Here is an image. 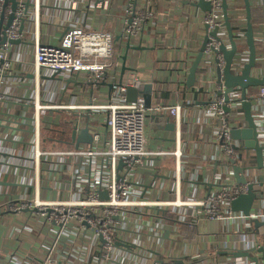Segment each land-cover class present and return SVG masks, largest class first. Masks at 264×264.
Returning a JSON list of instances; mask_svg holds the SVG:
<instances>
[{
  "label": "built area",
  "instance_id": "built-area-1",
  "mask_svg": "<svg viewBox=\"0 0 264 264\" xmlns=\"http://www.w3.org/2000/svg\"><path fill=\"white\" fill-rule=\"evenodd\" d=\"M15 1L13 20L4 33L7 41L21 43L5 42L0 46V131L4 134L0 137V168L15 169L10 181L2 179L4 171L0 169V183H8L14 191L5 193L7 201L0 205V210L1 216H10L13 220L14 238L35 243H21L12 258L0 257V264H139L140 261L146 264L150 258L156 260L154 264H196V255L170 256L168 250L157 251L148 257L153 252V243L139 242L146 230L152 237L171 232L164 227L160 214L169 222H183L189 215L196 216L195 212L181 215L177 210H171L182 207L199 209L197 215H203L208 221L240 226L239 240L235 246L231 244L222 248L227 257L216 259L215 264H255L249 258L231 256L252 248L256 252H251L250 256L264 264V252H258L261 246L257 243L261 235L259 229L264 225L257 228L256 233L251 230L254 221L264 223V169L249 168L241 174L245 182L236 183L233 168L239 166L242 144L231 139L230 131L245 127L246 122L239 102L228 104L234 110L225 112L224 97L218 94L224 90L214 83L213 88L208 85L210 81L214 82L215 60L219 68L224 66L222 55L215 53L221 43L227 42L221 0H204L210 10L202 11L198 23L188 32L189 47L201 46L203 39L208 38L200 64V67H209L208 71L196 75L193 90L187 88L184 93L181 88L180 93L186 96V100L181 102L179 98L171 106L154 105L159 93L152 83L139 77L136 67H128L125 63L126 69L122 72L123 57L127 61L132 49L146 48L142 47L143 30L153 25V0H126L124 21L118 34L95 30L86 18H82V21L68 25L57 45L44 43L41 38L39 14L43 6L40 0H30L32 6L28 8V0ZM193 1L197 3L199 0ZM229 2L233 4H229L232 9L236 7L235 0ZM4 3L5 0H0L2 28L12 14L11 3ZM90 6L103 10L107 9L108 2L96 6L91 3ZM204 26L208 27V32ZM214 31L216 34L212 37ZM234 33L237 38L243 34L237 28ZM196 55L176 69L181 85L185 86L188 69ZM240 65V61L235 63L237 69ZM57 72L59 79H71L72 82L74 75L87 74V82L92 87L89 101L79 104L76 96L68 103L55 99L53 95L68 86L61 80H53ZM46 80L51 84L45 85ZM56 81L60 83L58 91L52 89ZM145 84L153 85L152 107H146L142 95L134 103H128L126 88L141 91ZM194 93L197 94L195 98ZM252 94L255 107L252 117L259 145L264 147V86ZM238 97L236 91L231 99ZM198 102H207L201 116L212 134L205 142L218 147L214 158L217 187L210 189L204 199L182 200L179 197L183 179L180 166L183 157L180 146L182 118L192 109L185 105L194 108ZM17 105L27 109L13 113L10 107ZM57 112L84 116L83 122H78L77 126L88 128L93 143L80 145L70 152L41 151L39 138L50 125L65 127ZM53 114L59 120L53 119ZM97 115L102 116L103 123L95 126L103 130L90 129L89 123ZM149 115L160 118L167 115L165 117L174 124V148L149 146L146 136ZM8 142L14 145L13 149L3 147L2 144ZM168 157H173L177 163L174 175L177 198L163 202L151 197L157 190L155 183L149 186L139 184L138 170L146 161ZM250 187L262 197L254 201L249 215L245 216L233 211L232 202L247 194ZM61 191L67 195L52 196V192ZM169 207V210L163 209ZM38 228L45 231L35 233Z\"/></svg>",
  "mask_w": 264,
  "mask_h": 264
},
{
  "label": "crops",
  "instance_id": "crops-1",
  "mask_svg": "<svg viewBox=\"0 0 264 264\" xmlns=\"http://www.w3.org/2000/svg\"><path fill=\"white\" fill-rule=\"evenodd\" d=\"M106 1L108 2L107 9H94L90 6L91 3L96 6L104 4ZM153 1V25L151 28H144L143 30L144 43L142 47L146 48H141L140 51L132 49L127 57L126 65L131 68L136 67L139 71V77L154 85L155 91L159 93L154 100V105L171 106L176 104L179 98L181 102L184 100V96L180 93L182 88L180 86L183 85L178 80L179 73L177 77L178 71L176 69L184 63L183 59L186 58L187 47H189L188 32L194 24L198 23L202 10L194 6L195 1L193 0ZM40 3L43 6L39 14L41 38L44 43L47 41L50 45H57L68 25L71 22L82 21V18H86L95 30H109L118 34L124 21L123 10L126 0H40ZM229 4L233 5L230 2ZM251 4L258 7L257 0H252ZM234 6L236 7H233V9L230 7L229 9L230 16L236 13L234 10H238L240 15H244L242 0H235ZM254 31L258 62L261 64L258 71L259 74L264 76V25L254 26ZM202 32L204 33L203 29ZM123 45H125V41ZM244 51L246 50L244 49ZM189 56L192 55L189 54ZM31 58L32 55H30V60ZM87 78V74L74 75V81H71L64 89L62 87V91L53 95L54 98L60 103H68L73 96L77 97L76 100L79 104L89 101L92 87L87 82ZM47 83L51 84V81L46 80L44 84ZM213 83V81H210L208 85L213 88ZM53 84L52 89L58 91L59 81ZM10 108L13 113H17V111L21 113L27 109L20 107V105ZM203 108H205V105L196 104L182 118L180 146L183 157L180 166L183 179L179 189V197L182 200L204 199L205 194L210 189L213 190L217 187L214 180V158L218 147L216 144L205 142L212 133L211 129L206 127L204 117L201 116ZM165 116L164 119H166ZM93 120L103 123L100 115L93 117ZM151 122L152 120L148 119L146 129L149 146L151 148H174V132L152 129ZM93 129L103 130V128L98 129V126L94 125L91 130ZM3 135L0 131V137ZM2 145L5 149H13L14 147L10 142ZM17 162L14 161L13 163ZM176 167L177 163L173 157L146 161L143 167L138 170L139 184L149 186L153 182L156 184L157 190L151 197L158 198L163 202L174 200L177 198L174 178ZM0 169L4 171L2 173L4 181L12 180V175L15 172L13 167H1ZM46 176H51V174ZM13 191L14 189L8 183H0V205L7 201L5 193ZM66 195L65 191L52 192V196L55 198ZM163 209L169 210L170 207ZM171 210H177L181 215L187 214L188 211L195 212L196 216L191 217L189 215L183 222L178 220L169 222L164 215L160 214L159 218H163L164 227L169 228L171 232L167 233L166 237L164 233L152 237L148 234L149 230H146V233L139 237L140 243H153V252H150L148 257L150 255L154 256L157 251L168 250L170 256L181 255L186 257L188 254L196 255L194 258L196 264H215L216 259L224 260L227 257L221 249L231 244L235 246L240 238L239 234L242 232L239 229L240 226H228L222 222L208 221L203 215H197L200 212L197 208L182 207L172 208ZM1 212L0 210V257L10 259L15 251L20 248L21 243L35 242L33 240L25 242L22 239L14 238L11 229L13 220L10 216H1ZM171 216L177 217L174 214H171ZM251 230L257 232L255 227ZM259 230L261 235L257 243L264 249V228L261 227ZM44 231L45 229L38 228L35 233ZM156 235H158V232H156ZM155 261V259L150 258L147 259L146 264H154ZM141 263L142 261L139 262V264Z\"/></svg>",
  "mask_w": 264,
  "mask_h": 264
},
{
  "label": "water",
  "instance_id": "water-1",
  "mask_svg": "<svg viewBox=\"0 0 264 264\" xmlns=\"http://www.w3.org/2000/svg\"><path fill=\"white\" fill-rule=\"evenodd\" d=\"M244 7V15H240L238 10L233 16L229 15V3L228 0H221L222 15H223V26L226 32L227 42L221 43L218 50L215 53H220L222 55L224 66L219 68L217 66L218 61L215 60L216 67L214 68V84L220 89H223V93L218 92L222 95L225 100V107L223 110L225 112H231L234 108L228 106V104L234 102L240 103V111L243 113V118L246 122L245 127L238 129H232L230 131V137L232 140L237 141L242 144V151L239 156L240 163L238 167L233 168V175L236 183L242 184L245 179L241 175L243 171L249 168H256L258 170H263V152L264 147L259 145L257 128L254 123L252 113L254 110V92L257 88L264 86V76L259 74V68L261 64L258 62L256 39L254 37V26L264 25V0H257V6L254 7L251 3L252 0H242ZM11 3L12 14L9 16L7 25L2 28L0 25V46L5 42L12 45H18L20 41H7L5 36V30L13 20V12L16 8L15 0H5V5ZM32 6L30 0L26 3V8ZM195 7H198L203 12H208L210 10V5L204 0H199L194 3ZM236 23V25L234 24ZM237 28L243 32L239 38L236 37L234 29ZM206 32H208V27L204 26ZM216 32H212L211 36L215 37ZM208 38L205 37L199 48V51L192 61L188 73L186 75L185 84L188 88L194 86L196 82V75L200 67L203 52L206 48V43ZM246 51H244V49ZM140 51V48H138ZM246 57V59L244 58ZM245 60V61H243ZM124 65L122 72L125 67L126 57H123ZM240 61V67L237 69L235 63ZM57 72L53 76V80H61L65 84H69L71 79H59ZM121 81V80H120ZM239 92V97L234 100L231 96L236 92ZM154 93L152 84H145L143 89L139 91L136 88H126L125 99L128 103H134L139 95H142L147 108L152 107V96ZM207 102H198L197 105L203 106ZM62 121L61 124L65 127H61L57 124H51L50 127L45 131L44 135L39 138V148L44 152H70L73 148H78L80 145H91L93 139L87 127L78 128L77 123H82L84 116H78L76 114H71L68 112H57ZM87 119V116L85 117ZM160 118L157 115H149V119L152 120V129H161L165 131L174 132V124L169 122L167 117ZM70 142V143H68ZM220 144L222 142L220 141ZM101 195H103L101 193ZM262 197V194L253 192V188L250 187L247 194L240 195L232 202V209L235 212H241L245 216H248L253 203L256 199ZM255 229L264 225L258 221L253 222ZM168 231L164 233L165 237L168 235ZM264 249L258 250V252L263 253ZM254 248L247 250V252L237 251L232 253V257H245L254 261L255 264H259V260L256 257L250 256L251 252H254ZM256 252V251H255Z\"/></svg>",
  "mask_w": 264,
  "mask_h": 264
},
{
  "label": "trees",
  "instance_id": "trees-1",
  "mask_svg": "<svg viewBox=\"0 0 264 264\" xmlns=\"http://www.w3.org/2000/svg\"><path fill=\"white\" fill-rule=\"evenodd\" d=\"M198 49H199V46L197 47H189V49H188V51H187V54H186V58L185 59H183V62H186V61H188L189 59H191L192 58V56H195L196 55V53H197V51H198ZM189 54L190 55H192V56H189ZM209 68V67H208ZM208 68H203V67H199V69H198V72H197V74H200V73H202V72H204L205 74L207 73V71H208ZM180 87H182L183 88V90H184V93H185V91L187 90V88L188 87H186V85L184 86H180ZM190 90H193V88H191ZM197 96V94L196 93H194V98ZM184 100H186V96H184ZM188 109H190V108H193V106L191 105H185Z\"/></svg>",
  "mask_w": 264,
  "mask_h": 264
},
{
  "label": "rangeland",
  "instance_id": "rangeland-1",
  "mask_svg": "<svg viewBox=\"0 0 264 264\" xmlns=\"http://www.w3.org/2000/svg\"><path fill=\"white\" fill-rule=\"evenodd\" d=\"M53 119H58L59 120V117L57 115L53 114ZM95 123L101 124L102 122H100V121L96 122V121H92L91 120L90 123H89V126H90L91 129L93 128V125L95 126Z\"/></svg>",
  "mask_w": 264,
  "mask_h": 264
}]
</instances>
